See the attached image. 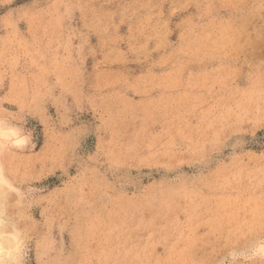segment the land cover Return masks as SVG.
Listing matches in <instances>:
<instances>
[{
    "label": "rangeland",
    "instance_id": "rangeland-1",
    "mask_svg": "<svg viewBox=\"0 0 264 264\" xmlns=\"http://www.w3.org/2000/svg\"><path fill=\"white\" fill-rule=\"evenodd\" d=\"M0 210V264H264V0H0Z\"/></svg>",
    "mask_w": 264,
    "mask_h": 264
},
{
    "label": "bare ground",
    "instance_id": "bare-ground-1",
    "mask_svg": "<svg viewBox=\"0 0 264 264\" xmlns=\"http://www.w3.org/2000/svg\"><path fill=\"white\" fill-rule=\"evenodd\" d=\"M5 180V179H4ZM4 180H2V181H4ZM6 182V181H5ZM6 184V183H5ZM3 211V210H2ZM4 216V214L3 213H1V210H0V217L2 218ZM1 232H3L2 230H0V233ZM0 237H3L2 235H0ZM1 239V238H0ZM4 247H5V245L3 244V243H0V258H2L1 256H2V253L4 252Z\"/></svg>",
    "mask_w": 264,
    "mask_h": 264
}]
</instances>
